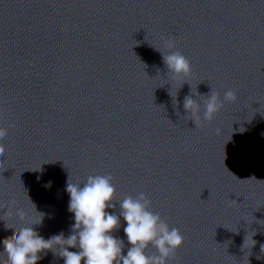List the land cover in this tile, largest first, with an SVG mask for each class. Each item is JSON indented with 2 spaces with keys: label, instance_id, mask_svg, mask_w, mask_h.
<instances>
[{
  "label": "clouds",
  "instance_id": "obj_1",
  "mask_svg": "<svg viewBox=\"0 0 264 264\" xmlns=\"http://www.w3.org/2000/svg\"><path fill=\"white\" fill-rule=\"evenodd\" d=\"M165 47L169 51L160 52L168 69L167 76L173 80L190 76L191 62L176 49L175 39H168ZM193 95L184 98L183 108L187 113L185 118L192 120L195 128L202 120L211 122L225 102L237 100L234 89L224 92L223 99L213 90L208 95L196 93L203 97L202 101L193 99ZM9 127L15 125L10 124ZM216 131L219 133L220 130ZM7 133V128L0 127V158L5 155L2 141ZM2 166L3 159H0ZM113 181L111 174L88 175L83 183H72L69 178L66 186L70 196L68 210L74 214L75 222L67 238L60 233L45 239L34 230L37 224L25 223L19 228L6 224L7 228L14 230L2 242L3 252L0 256H3V264H37L42 258L41 253L48 251L62 258L64 264H169L184 243L180 230L170 227L158 212L153 211L151 199L143 192L119 200V215L109 213L107 209L115 208L114 202H117ZM14 214L20 221L26 220L23 209H17ZM120 217L126 222L123 231L130 245L126 255L123 254L124 241L112 234L120 227ZM252 241L254 245L255 241ZM54 248L58 251H54ZM70 248L77 251H69ZM149 249L153 250L151 254ZM261 251L264 252V246H261Z\"/></svg>",
  "mask_w": 264,
  "mask_h": 264
}]
</instances>
